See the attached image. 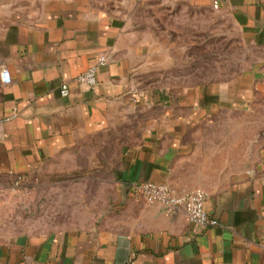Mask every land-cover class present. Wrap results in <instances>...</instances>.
I'll use <instances>...</instances> for the list:
<instances>
[{"label": "crops", "instance_id": "1", "mask_svg": "<svg viewBox=\"0 0 264 264\" xmlns=\"http://www.w3.org/2000/svg\"><path fill=\"white\" fill-rule=\"evenodd\" d=\"M156 1L167 0H0V69L12 75L0 81V180L32 177L135 111L145 117L117 171V218L0 237V264H264V0H189L217 4L259 55L230 84L172 96L138 85L155 52L139 12ZM100 56L109 62L90 89L77 79ZM142 182L202 189L217 225L135 201L130 186Z\"/></svg>", "mask_w": 264, "mask_h": 264}, {"label": "rangeland", "instance_id": "2", "mask_svg": "<svg viewBox=\"0 0 264 264\" xmlns=\"http://www.w3.org/2000/svg\"><path fill=\"white\" fill-rule=\"evenodd\" d=\"M139 16L155 52L138 85L153 96L230 84L251 69L258 54L227 15L205 3L156 1ZM222 118L230 122V117ZM250 119L246 114L236 117L243 124ZM144 121V114L135 111L124 124L55 158L34 176L0 180V237L91 228L115 220L114 207L122 199L117 171L124 152L140 143Z\"/></svg>", "mask_w": 264, "mask_h": 264}, {"label": "built area", "instance_id": "3", "mask_svg": "<svg viewBox=\"0 0 264 264\" xmlns=\"http://www.w3.org/2000/svg\"><path fill=\"white\" fill-rule=\"evenodd\" d=\"M214 7L218 8V5L215 4ZM108 62L109 60L106 56H100L94 65L78 77L77 81L90 89H95L98 85L97 75L99 70L107 66ZM4 73L8 74L7 81L3 78ZM0 81L5 85L12 83V75L8 69H0ZM60 93L62 97L67 98L71 95V90L68 85H63ZM2 125L3 121H0V136L2 134ZM19 180L21 179L17 181ZM130 191L135 201H143L149 205L160 204L167 215H173L177 211L182 210L192 223L202 227L217 225V222L211 219L206 211L205 202L207 195L202 189L178 193L168 185L142 182L132 184Z\"/></svg>", "mask_w": 264, "mask_h": 264}, {"label": "clouds", "instance_id": "4", "mask_svg": "<svg viewBox=\"0 0 264 264\" xmlns=\"http://www.w3.org/2000/svg\"><path fill=\"white\" fill-rule=\"evenodd\" d=\"M3 78H4L5 81H7L8 80V74L7 73H4Z\"/></svg>", "mask_w": 264, "mask_h": 264}, {"label": "trees", "instance_id": "5", "mask_svg": "<svg viewBox=\"0 0 264 264\" xmlns=\"http://www.w3.org/2000/svg\"><path fill=\"white\" fill-rule=\"evenodd\" d=\"M17 181V180H16Z\"/></svg>", "mask_w": 264, "mask_h": 264}]
</instances>
